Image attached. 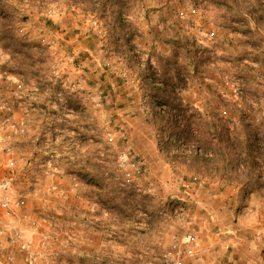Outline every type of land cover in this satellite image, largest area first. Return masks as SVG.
I'll return each instance as SVG.
<instances>
[{"label":"rangeland","instance_id":"374dc122","mask_svg":"<svg viewBox=\"0 0 264 264\" xmlns=\"http://www.w3.org/2000/svg\"><path fill=\"white\" fill-rule=\"evenodd\" d=\"M126 3L128 7L124 6L120 15L115 13L124 23L131 22L135 26L139 21L153 23L155 29L160 26L163 32L167 31L173 44L175 31L180 29L183 40L188 36L191 42L196 39L203 46L195 55L196 60L201 59L195 88L186 98L196 104L192 106L200 112L215 119L218 133L224 126L238 135V140L235 139L239 147L240 140L243 142L239 150L245 148L247 141L258 143L257 139H262L264 148V0H199L197 5L192 0H124V5ZM95 10L87 0H45L18 5L14 13L22 34L39 47L44 60L38 79L43 81L45 89L46 84L53 88V94L45 98L56 103L67 99L80 102L78 109L69 107L73 112L65 117L66 121L53 118L42 123L52 138L59 137L56 147L60 148L65 142V148L70 150L63 175L69 184L76 179L80 183L73 191L61 182L55 183L56 188L46 187L44 183L37 186V179L43 178L46 171L32 173L25 167L18 172L16 165L22 158L3 155L0 175L11 182L12 194L24 195L26 203L5 220L6 230L0 237L19 242L25 249L29 247L26 244L46 246L36 251V264H166L169 252L180 257L183 264H203L214 242L218 244L215 239L222 241L227 234L226 227L222 229L215 221L213 228L204 224L202 233L198 213L207 212L202 220L211 219L210 225L214 217L204 201L228 192L229 198H235V202L229 201V208L241 202L246 214L257 215L256 210L264 207V176L261 181L255 176L250 179L245 167L241 166L240 174L231 168L232 160L228 159L222 163L228 166L222 181L214 176L203 157L197 159L187 154L186 150L194 149L182 139L178 129L182 123L179 121L178 126L174 123L177 110L171 112L152 85L137 82L138 71L146 69L150 61L145 53L157 60L156 53L146 52L142 47L138 50L139 44L135 42L127 45L123 42L122 50L132 51L133 60L127 62L137 75L133 78L129 77L127 69L119 70L112 60L107 62L103 54L111 48L112 31L119 34L126 29L113 18L112 9ZM95 20L99 22L98 29L93 26ZM253 21L257 26L252 25ZM192 28L204 29L207 36L203 34L198 38ZM137 34L136 30L129 39L133 40ZM71 37L83 39L78 50L84 51V57L92 60L97 56L101 60L99 85L95 89H82L76 77H72L70 83L64 81L61 58L62 52L75 50L72 46L76 42L70 41ZM205 38L212 45H206L202 41ZM192 44L182 43L180 55L187 59L182 57L180 62L185 66L190 61L191 67L194 63L196 68L193 55L196 47ZM115 47L119 48L117 44ZM191 48L193 53L187 51ZM210 49L213 54H208ZM4 53L0 46V72L6 69L15 72L19 64ZM13 61L17 67H12ZM204 67L206 75L199 74L204 73ZM19 75L15 85L12 80H0V122L12 117L15 101L29 97L28 92L39 91L34 85L25 91L29 77ZM149 79L160 84L158 75ZM18 90L25 91L23 96ZM155 98L167 104V116L157 114ZM8 110L12 112L10 115L5 113ZM80 118L84 123L78 126ZM7 125L3 124L0 129L6 130ZM227 134L225 132L221 148L229 152L227 150L232 149ZM214 140L217 143V139ZM41 142L39 138L38 144ZM78 143L86 151L83 165L76 169ZM37 147L43 149V145ZM121 154L126 155V168L133 176L130 182L126 178L127 169L119 162ZM66 156H56L54 164L59 166L61 157ZM25 158H28L25 163L33 159L29 155ZM255 172L257 174V170ZM30 198L35 199L31 206ZM180 204L191 209L195 217L192 223L182 214ZM194 225L199 235L200 259L187 256L183 246L175 248ZM258 235L264 237V226L258 230ZM225 239L222 246L228 252L232 245ZM6 250L13 255L12 264H16V250ZM96 252H100L99 258L93 255ZM1 260H4L3 254ZM209 261L213 260L209 258Z\"/></svg>","mask_w":264,"mask_h":264},{"label":"crops","instance_id":"0c3cea01","mask_svg":"<svg viewBox=\"0 0 264 264\" xmlns=\"http://www.w3.org/2000/svg\"><path fill=\"white\" fill-rule=\"evenodd\" d=\"M158 5V4H157ZM123 21H121L122 23ZM129 22V21H128ZM124 25H130L127 24V22H123ZM198 24V23H197ZM195 23V25H197ZM252 25L257 26L255 24V21L252 22ZM155 25L153 23L149 22H142L139 21V23H136L137 31L139 34L136 35V37L131 39L121 38L116 31H112L111 37H109V42L111 44V50L109 49L105 51L103 55H105L104 59H107V62L111 61L113 63H116L119 70L125 68L126 72L129 71V77L131 76H137L134 73V69L132 66H129L130 63L127 62V60H130L132 57V51L127 50L124 52L122 50L121 46L123 45V42L127 44H133V42L136 43V45L139 44L138 50L143 48L144 51L149 52H155L156 57L161 55L166 59L173 57L174 47L171 45L170 39H168V34L163 32V28L158 26V29H155ZM193 26V25H192ZM260 26V25H259ZM168 27V26H167ZM223 27V24H222ZM194 33L197 34L198 38H201L202 35L207 36V33H205L204 29H193ZM260 30V29H259ZM167 32V31H166ZM238 35L240 34L239 31ZM113 34V35H112ZM212 35V34H211ZM213 36V35H212ZM244 36V35H243ZM129 37V36H128ZM70 41H75L76 45L72 46L75 48L74 51L70 52H62V75L64 78V81L66 82H72V77H76L77 81L76 83H80L79 86L82 87V89H88L93 88L95 89L97 85H99V78H100V71H98V66L101 65V60H98V57L95 56L92 60H90L89 56L84 57V51L78 50L81 49V41L82 38L74 37L69 38ZM139 42H138V41ZM211 40V39H210ZM202 41L210 46L212 45V42L205 39H202ZM68 43V40L66 41ZM117 44V47L120 49H116L115 45ZM131 47V46H130ZM126 48V46H125ZM133 48V47H132ZM135 49V48H134ZM137 50V51H138ZM124 52V53H122ZM149 64L153 67L152 69L156 71L158 77H160L163 69L161 66H158V59L155 60L154 56H151L150 53H145ZM208 54H213V51L210 49L208 51ZM9 57L10 55L8 53H4V56ZM83 55V56H82ZM130 56L127 58V56ZM143 58V56H142ZM103 59V60H104ZM133 60V58H132ZM190 60V59H189ZM106 62V63H107ZM133 63V62H132ZM190 61L185 65L182 66L181 71L176 69L175 67H167V77L170 80V86L168 88L170 90L174 89L182 96L183 100L187 103L191 102L189 99L186 98V95L191 92L195 88L196 84V68L193 63V67L189 64ZM154 66H153V65ZM123 66V67H122ZM13 68L17 67L14 64L13 61ZM144 67V66H142ZM204 69V73H199L206 75V68ZM9 69L4 70L3 72H0V80L6 81L7 79L12 80L14 82V85L16 82L20 79V75L18 72H12L8 71ZM178 71L180 74L182 73L183 76L186 77V85L185 88L179 89L176 85L177 83V74ZM149 72L146 69H142L138 71V83L143 82V84L148 83L152 85L155 88H165L166 85L160 80V84L158 85V82L151 81L149 79ZM28 77V76H27ZM28 85L25 89L30 90L32 89L34 85V89H39L38 92L30 93L28 92L29 97L23 98L22 101H15L16 104L12 110H14V114L12 117L5 119L4 121L0 122V127L3 128V124L7 125L6 122H9L10 124L7 125L6 130L0 129V166L2 165V157L3 155L7 156L8 154L14 155V157L18 158V160L21 159V161L17 160V171L25 169V167H28V170L33 172H40L41 170L46 171V174L43 178H38L37 182L35 183L37 186H40L41 184H45L46 187H54L56 188L55 183H59L61 185L65 184V188H68L73 191L74 187H77L78 183H80L77 179L76 182L71 181L69 184V181L66 179L65 175V168H64V162L68 159L70 150H67L68 148H65V142L61 143L62 146L60 148L56 147L55 145L59 141V137L57 135L56 138H52L49 129L43 128V121L45 119L51 120L53 118H59L60 120H65V117H69L70 111L73 112V109L69 110V107L78 109L80 105V102L77 103L72 101H60L58 103L53 102L51 99L45 98L46 95L50 96L53 94V88L52 86H47V89L43 87L42 85L43 81L40 82L38 78H31L29 77ZM204 80H207L205 78ZM5 84V83H4ZM158 85V86H156ZM36 86H39L36 87ZM141 85L139 84V87ZM16 87V86H15ZM63 87L60 85V88ZM1 88V87H0ZM29 88V89H28ZM3 89V88H2ZM67 90V89H66ZM19 93L23 96V93L20 90H18ZM68 92V90H67ZM80 93V92H79ZM157 93V92H156ZM44 96L42 99L41 96ZM82 96V95H81ZM21 97V96H19ZM42 99V100H41ZM192 103V102H191ZM190 103V104H191ZM191 105H196L192 103ZM8 110L5 112L7 115H10L12 112ZM41 117V118H40ZM77 125L83 124L84 121L80 118L77 119ZM23 128L24 131L22 130ZM47 130V131H46ZM63 131V130H62ZM10 133V134H9ZM42 139L41 144H38V140ZM37 145L42 146V148H38ZM78 147H76L77 150H75V158H76V169L79 168V166L83 165V160L85 158V151L83 150V146L78 143L76 144ZM80 147V150H78ZM9 150H13V152L10 153ZM25 155H29V158L32 157V161H27L25 163ZM44 158L42 160L41 157ZM67 155L65 158L61 157L60 165L54 164L56 156H64ZM10 156V155H8ZM12 157V158H14ZM11 158V159H12ZM24 158V159H23ZM6 164V162H4ZM30 172V173H31ZM59 173V175H58ZM15 175V173H12V176ZM55 181V182H54ZM66 189V191L69 192V190ZM230 200L235 202V198H229L228 192L221 193L219 195L210 196L209 199L204 201V206L209 208L211 213L214 215L212 218L211 225L208 223L211 221V219L208 220H202L203 217L207 214V212H204L203 215L198 213V226L201 228V231L205 230L203 227L204 224H207L210 226V228H213L212 225H214L213 221L216 223H219L224 229L226 227V237L222 238V241H219L218 238H216V244L214 242V248L210 249L211 254L207 256V262L204 261L203 264H264V237L258 235V230L264 226V207L259 208L256 210L257 215H251L246 214L244 206L242 207L241 202H236V205L232 208H229ZM35 199H31L28 201L29 205L30 203H34ZM240 201V200H239ZM27 203V205H28ZM31 206V205H30ZM206 223H205V222ZM216 225V224H215ZM228 230V231H227ZM17 233V231H16ZM24 235V234H23ZM203 235V234H202ZM226 238V239H225ZM204 239H207L206 236ZM224 239L231 243L232 248L226 252L223 249L222 243L224 242ZM3 240V241H2ZM213 240V241H215ZM213 243V242H212ZM25 245V244H24ZM29 245L27 249L23 248L22 244L19 242H13L12 240L8 241L7 239H2L0 237V251L3 252L8 248H13L16 250V264H36L38 261L36 257V251H41L46 249V246L44 245H35V244H26ZM22 246V247H21ZM8 251V250H7ZM225 251V252H224ZM95 252V251H94ZM100 252H96L93 255L97 254V257H100ZM209 258L213 260L212 262L209 261ZM218 259V261H217Z\"/></svg>","mask_w":264,"mask_h":264},{"label":"trees","instance_id":"16d2710c","mask_svg":"<svg viewBox=\"0 0 264 264\" xmlns=\"http://www.w3.org/2000/svg\"><path fill=\"white\" fill-rule=\"evenodd\" d=\"M43 1L45 0H0V46L10 55L12 60L19 64L18 68L13 71L32 78H38L40 76L43 69L42 67L44 66V60L39 52V47L22 34L21 26H19L14 13L18 9V5H23L24 3L35 4ZM51 1L56 2L57 0ZM192 1L195 5L199 2V0ZM87 2L93 11L95 8L101 10L112 9L111 12L113 18L117 23L119 22L122 28L126 29L118 34L121 38H124V40L127 38L129 39L130 35L136 31L137 27L135 24L124 25L121 23L120 18H118V14L120 15L122 13L124 6L128 7L127 3V5H124V0H87ZM116 12L118 13L117 15L115 14ZM179 31H175L176 40H174V44L171 42V45L174 47L173 57L164 60L165 58L161 55L157 56L158 66H161L163 69L159 79L166 85V87L156 88V92L159 93V96L170 106L171 112L177 110L178 114H175L174 116V123H176L177 126L179 121L180 124L182 123L178 128L180 129L179 132L182 134V139L189 145L200 147L206 154L208 153L203 156L193 155V157H196L197 159L203 157L207 164L209 162L214 176L219 177L222 181L225 179L226 176L223 172L226 173L228 166L222 165V163L230 159L232 160L231 163H233H230V166L231 168L234 167V171H240L241 174V166H243L245 167L246 173L250 175V179H253L255 176L257 180L261 181L264 176V148L261 146L262 139H257L256 141H258V143L247 141L245 148L239 150V148H242L243 142L240 140L239 147V141L237 142L238 135H235L230 128L228 129L223 126L222 132L218 133V126L216 125L214 118L200 112V110L192 106L190 103L185 102L179 92L175 90V87L172 90L168 88L171 82L167 77V67H175L181 71L183 66L180 62L183 57L180 55V49L183 47L182 43L184 45L185 42V45L187 46L189 43H193L192 45L196 47L194 53L192 48L187 51H191L194 55L196 61L195 72L197 73L200 70L199 64L201 59L197 58L198 60H196L195 57L200 51L198 48L203 46L198 44L196 39L191 42L188 36L183 37V40ZM183 58L187 59V57ZM152 68L151 64L148 63L146 70H148L150 76L157 75L156 71ZM177 77V87L179 89L185 88L186 77L183 76L182 73L180 74L179 71ZM225 132L228 133V142L232 149L227 150L229 152H226V150H222L221 148V142L224 139L223 137H225ZM214 139H217V143H215ZM256 170L257 174L255 172Z\"/></svg>","mask_w":264,"mask_h":264},{"label":"built area","instance_id":"2783aa9c","mask_svg":"<svg viewBox=\"0 0 264 264\" xmlns=\"http://www.w3.org/2000/svg\"><path fill=\"white\" fill-rule=\"evenodd\" d=\"M94 28H99V22L97 20L93 21ZM156 81V80H155ZM154 107L160 116H167L168 115V106L167 104L162 101L160 98H155L154 100ZM111 140H113V137H110ZM194 150H186L187 154L191 155H207L202 148L197 146H192ZM125 154H121L119 156V162L120 165L124 168L127 167V160L125 158ZM132 165L135 167L136 164L132 163ZM126 178L127 181L130 182L133 180V176L130 170L126 168ZM12 184L8 179H5L4 176L0 175V235L5 232L6 227L4 225L5 220L8 218H11L12 215L15 213V211L21 207H23L26 203L24 195H17L14 196L11 192ZM180 210L182 214H184V217L188 218L191 223L195 220V217L189 207L183 206L180 204ZM198 239L199 235L197 232V229L195 228V225L192 227V229L183 236L181 242H178L175 244V248H178L183 246V251H185L186 255L191 258H199L198 255ZM7 251V250H6ZM3 254L4 260H1V256ZM0 251V264H12L13 263V255L11 252L7 251L6 253H3ZM200 259V258H199ZM198 259V260H199ZM166 264H183V261L180 257L176 256L173 252H169V254L166 255L165 258Z\"/></svg>","mask_w":264,"mask_h":264}]
</instances>
